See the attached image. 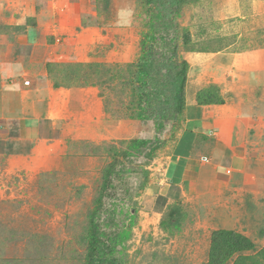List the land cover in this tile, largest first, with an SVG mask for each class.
Segmentation results:
<instances>
[{
    "label": "rangeland",
    "instance_id": "rangeland-1",
    "mask_svg": "<svg viewBox=\"0 0 264 264\" xmlns=\"http://www.w3.org/2000/svg\"><path fill=\"white\" fill-rule=\"evenodd\" d=\"M19 2L0 0V17L5 15L4 10L27 5L26 0ZM33 3L30 22L48 15L55 17L50 24L53 28L59 26L61 42L67 47L65 53L72 55L52 61L59 64L61 80L69 84L64 88H95L102 109L96 113L93 102L83 107L77 101L68 103L67 114H75L57 120L56 127L46 120L42 128L44 142L34 153L30 151L32 146L23 141L14 151H8L0 142V264H83L84 227L102 171L112 160L110 146L120 147L121 141L134 138L146 143L132 151V156L121 154L122 163L117 165L120 173L114 177L112 197L107 198L109 207L116 205L115 222L120 228L130 224L128 212L138 209L137 224L126 242L127 264H210L211 236L219 229H234L255 242L256 248L244 255L263 250V187L241 185L231 192L232 197L230 193L220 201L211 190L201 187L193 193L177 190L170 197L159 195L158 182L185 117L184 111L177 110L173 94L150 106L143 119L135 117L150 104L147 99L131 102L129 81L133 75L127 66L138 61L140 39L147 30L141 0ZM179 20L182 29L192 35L191 44L185 45L180 39L177 48L178 59L189 62L188 74L190 61L210 60L195 54L202 52L250 53L252 65L264 68V0H191ZM88 27H100L102 33L82 34ZM100 35L108 36L107 41L95 43L89 61L73 58L76 45L87 46ZM158 46L161 55L171 57L165 42ZM26 49L29 51V47ZM84 50L77 53L79 58ZM79 63L85 64L80 72L75 67ZM107 71L115 73L113 79L93 85L107 78ZM69 73L84 82L89 76L90 85L76 84ZM91 113L100 117L92 119ZM172 210L174 215L168 220Z\"/></svg>",
    "mask_w": 264,
    "mask_h": 264
},
{
    "label": "crops",
    "instance_id": "crops-1",
    "mask_svg": "<svg viewBox=\"0 0 264 264\" xmlns=\"http://www.w3.org/2000/svg\"><path fill=\"white\" fill-rule=\"evenodd\" d=\"M26 3L2 11L5 15L0 17V142L14 151L23 141L34 153L44 142L46 120L56 127L57 120L68 115V103L77 101L83 107L93 102L100 113L102 101L93 87L54 86L47 63L72 55L65 53L59 26L50 24L55 17L28 23L34 3ZM99 28L88 27L82 34L102 33ZM106 37L100 35L87 46L76 45L73 58L89 61L95 43L107 41ZM84 47V56L79 58L77 53ZM195 54L210 60L190 61L184 126L158 182L159 195L170 197L177 190L193 193L201 187L211 190L220 201L241 185L264 188V68L252 65L250 53ZM211 84L220 87L223 104L197 102V93ZM95 117L100 114L92 119Z\"/></svg>",
    "mask_w": 264,
    "mask_h": 264
},
{
    "label": "trees",
    "instance_id": "trees-1",
    "mask_svg": "<svg viewBox=\"0 0 264 264\" xmlns=\"http://www.w3.org/2000/svg\"><path fill=\"white\" fill-rule=\"evenodd\" d=\"M191 0H141L144 7L145 18L143 21L147 29L142 33L140 39L141 53L137 62L128 63V69L133 75L129 81L132 90V103L136 99L145 101L149 106L135 116L138 119L146 117L145 112L150 106L155 105L163 97L175 95L176 108L179 112L186 108V83L188 78L189 62L186 59H178V43L181 41L185 45L192 43L191 32L182 29L180 17L183 8ZM30 19H28V23ZM104 25V22L97 23ZM160 42H165V46L172 55L166 57L158 51ZM162 56V58H161ZM171 68L169 69V64ZM59 64L55 62L47 63V70L54 86L67 87L69 84L61 80L60 72L57 70ZM84 63H79L76 68L83 70ZM67 66V65H66ZM65 66V67H66ZM98 66V65H96ZM62 68V67H61ZM172 70L173 72H171ZM92 71L100 76L98 69L92 67ZM108 77L100 81L92 82L93 85L100 86L105 84L104 80H112L114 72L107 71ZM68 77L74 78L78 85H90L89 76L86 82L73 77L72 73ZM105 98L100 91L99 94ZM197 102L203 104H223L225 102L221 89L215 84H211L197 93ZM105 111L108 105L104 103ZM130 115V114H129ZM131 116V115H130ZM121 146H110L109 153L112 160L103 169L98 190L92 201V208L87 215V224L84 227L83 240L86 250L83 257V264H127L126 242L132 237V228L137 224L138 209L132 208L127 218L130 224L119 227L116 216L117 209L107 205V198L112 197L114 188V177L120 173L117 165L122 163L121 154L124 157L132 156L134 150L145 144L144 140L130 139L121 141ZM125 146V147H124ZM133 151V152H132ZM122 213V211H120ZM174 215L172 210L168 220ZM168 224H178V221H167ZM256 248L255 242L247 235L241 234L234 229H219L213 232L209 250L210 264H229V261L236 255L232 264H264V249L255 255H244L243 252L251 251Z\"/></svg>",
    "mask_w": 264,
    "mask_h": 264
}]
</instances>
